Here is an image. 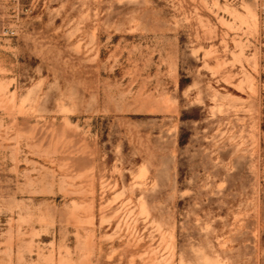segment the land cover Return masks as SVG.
Returning <instances> with one entry per match:
<instances>
[{
    "label": "rangeland",
    "instance_id": "1",
    "mask_svg": "<svg viewBox=\"0 0 264 264\" xmlns=\"http://www.w3.org/2000/svg\"><path fill=\"white\" fill-rule=\"evenodd\" d=\"M0 264H264V0H0Z\"/></svg>",
    "mask_w": 264,
    "mask_h": 264
}]
</instances>
